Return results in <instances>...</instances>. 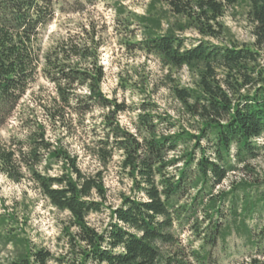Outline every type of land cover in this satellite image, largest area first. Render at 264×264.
<instances>
[{"label": "trees", "instance_id": "trees-1", "mask_svg": "<svg viewBox=\"0 0 264 264\" xmlns=\"http://www.w3.org/2000/svg\"><path fill=\"white\" fill-rule=\"evenodd\" d=\"M241 2L249 8L252 48L203 39H219V19ZM55 14L54 0H0V129L16 116L24 132L22 138L0 140V175L31 184L51 207L68 214L66 250L58 257L0 233V243L26 247L10 264H219L212 249L231 232L245 234L255 250L236 264H264L263 239L246 224L264 205V182L258 187L240 179L227 191L214 192L230 174L252 173L249 162L264 149V69L259 65L264 0H150L145 14L131 15L141 29L142 39L133 44L137 50L195 74V88H172L197 120L195 134L160 114L153 103L139 106L134 133L121 127L117 115L128 107L102 94L98 44L87 38L89 32L84 31L83 41L68 36L41 53V31ZM189 29L202 38L180 35ZM39 73L55 95L44 99L34 93L30 109L20 110ZM96 109L104 113L93 154L106 166L120 152V168L131 183L130 195H121L115 207L106 205L101 172L83 173L77 158L47 135L49 126ZM225 206L231 219L220 223ZM105 211L109 220L101 227L88 222L90 215ZM8 220H13L10 214L0 215V231ZM185 228L202 243L197 249L182 247L179 235ZM163 246L179 249L165 256Z\"/></svg>", "mask_w": 264, "mask_h": 264}, {"label": "rangeland", "instance_id": "rangeland-1", "mask_svg": "<svg viewBox=\"0 0 264 264\" xmlns=\"http://www.w3.org/2000/svg\"><path fill=\"white\" fill-rule=\"evenodd\" d=\"M150 0H54L56 14L52 22L41 31L40 49L45 54L55 44L68 36L76 37L78 42L84 40V31L98 44L96 57L103 71L100 85L102 94L107 99H114L124 104L127 111L117 115L118 123L127 131L134 133L133 123L139 113L141 103H153L160 114L179 123L180 127L195 134L198 122L187 114L182 104L175 98L173 87L195 88L196 76L186 68L173 69L163 65L155 56L145 55L133 44L142 39L141 29L131 15H143ZM115 4L121 6L124 14H117ZM247 3L241 2L227 8L219 19L223 33L219 39L203 38L215 44L234 45L252 48L254 38L252 23L248 16ZM127 19V20H126ZM169 22L173 19L169 18ZM163 22V29L167 27ZM93 30V32H92ZM189 39L202 38L192 29L180 33ZM264 69V55L259 60ZM85 92V89L79 90ZM41 94L44 99L55 95L53 86L39 73L30 90L22 100L20 110L30 109L32 94ZM35 107L36 115L41 118L40 109ZM19 110H17L18 112ZM26 113V112H25ZM104 111L96 109L93 113L81 117H71L61 124L47 129L48 137L60 142L67 151L77 158L80 170L86 174L101 172L106 189V205L115 207L120 203L121 195H130V181L120 168L121 153H114L106 166H102L94 156L92 148L100 134L101 115ZM18 115V113H17ZM14 116L0 129V140L10 135L22 138ZM49 125V124H47ZM95 133V135H94ZM262 143V140H258ZM190 147V146H189ZM178 154V153H177ZM179 155V154H178ZM252 173L230 174L214 192L226 190L230 182L240 179L258 186L264 182V149L260 155L249 162ZM257 180V182H256ZM259 189V188H258ZM253 190L251 192L253 196ZM222 221L231 219L226 206L223 209ZM10 214L6 230L2 234L12 233L26 240L31 249H46L54 257L65 253L63 229L68 223V214L51 207L31 184L13 183L0 175V215ZM201 217V216H200ZM88 222L95 227L108 222V212L90 215ZM254 235L264 242V205L259 204L253 219L246 222ZM222 225V224H221ZM182 247L197 249L202 243L191 232L179 235ZM26 247L0 243V264H10ZM178 247L163 246L162 254L167 256ZM213 256L219 264H236L255 255L247 236L231 232L222 243L218 241L212 249ZM48 264H55L50 261ZM157 264H164V261Z\"/></svg>", "mask_w": 264, "mask_h": 264}]
</instances>
